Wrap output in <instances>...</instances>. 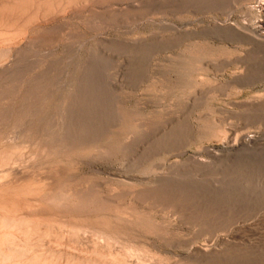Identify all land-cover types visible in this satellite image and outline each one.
Returning <instances> with one entry per match:
<instances>
[{
  "label": "rangeland",
  "instance_id": "obj_1",
  "mask_svg": "<svg viewBox=\"0 0 264 264\" xmlns=\"http://www.w3.org/2000/svg\"><path fill=\"white\" fill-rule=\"evenodd\" d=\"M163 1L116 16L137 52L0 72V258L264 264V0Z\"/></svg>",
  "mask_w": 264,
  "mask_h": 264
},
{
  "label": "bare ground",
  "instance_id": "obj_2",
  "mask_svg": "<svg viewBox=\"0 0 264 264\" xmlns=\"http://www.w3.org/2000/svg\"><path fill=\"white\" fill-rule=\"evenodd\" d=\"M163 2L166 3L168 1L165 0ZM144 4H145V0H0V72L1 71L7 72L8 70L20 71L22 69L24 71V69L27 68L28 66H32L35 63H37L35 58L37 54H39L40 52L45 53L46 55V54L58 53L63 51L70 54V56H68L69 58H74L77 57L78 55H81V53L83 52L82 50L84 45L88 43L91 47V50L88 57V61L86 60L87 67L93 70L97 69L99 59L103 57V59L105 60V57L107 56L106 54H108L106 49L112 51V49L119 47L129 51L130 53L131 51L137 52L139 47H141L143 43H145L146 40H148L147 38H145L142 35H138L134 38H128V37L115 35L111 31L114 28L113 26L116 27V24L119 21V20L116 21L117 15H119L120 13L122 14L127 13L129 11L136 9L138 10L144 7ZM257 6L260 7V9L264 8V2L259 1ZM152 19L154 21L159 20L161 22L160 18H155V19L152 18ZM75 24H84L85 25L84 27H87L85 30H87L88 32L79 30V28H77ZM259 27L260 29L263 28L262 25H259ZM186 29L189 30L188 27ZM125 31L129 32L130 30L129 29L127 30V28H125ZM158 36L159 35L155 33L151 35V38L156 40L159 38ZM70 61H72V59L70 60L66 59V62L70 63ZM110 78L111 77H101V80L105 82H110L111 81ZM117 79L119 80L118 76ZM117 79L115 78V80ZM120 80L123 79L121 78ZM128 178L133 179L134 177L128 176ZM142 178H145L146 180L151 179V177H142ZM159 180H160L159 176H156L153 179V181H159ZM158 189L159 188L157 186H154V188L145 187L135 190H137L139 194H141L150 191L157 192ZM58 201L59 200H57V202ZM97 207L98 206L96 205V208ZM87 226L72 225L71 227H69V229L79 234L80 231L85 232L83 234H86L87 233L86 231H90V229L88 230ZM83 227H86L87 230L84 231L81 230L83 229ZM95 228L97 227L95 226ZM103 234H105L104 231ZM101 237L103 238L104 236ZM91 239L99 243H106L107 245L110 244L109 242H102L99 239L98 240L95 238H91ZM117 244L116 246H118ZM124 245L125 244H123V247H126ZM16 250H17V243L15 242L10 243L7 249L8 254L5 253L6 257H4L3 253L1 254L2 258H0V264H15L17 261L15 260ZM129 253L132 255L133 252L130 250ZM160 260L161 259H159V261Z\"/></svg>",
  "mask_w": 264,
  "mask_h": 264
}]
</instances>
